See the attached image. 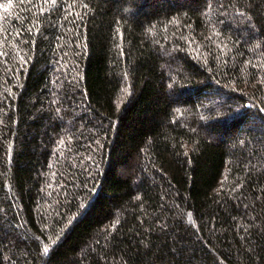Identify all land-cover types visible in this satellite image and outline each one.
Wrapping results in <instances>:
<instances>
[{"label":"trees","instance_id":"16d2710c","mask_svg":"<svg viewBox=\"0 0 264 264\" xmlns=\"http://www.w3.org/2000/svg\"><path fill=\"white\" fill-rule=\"evenodd\" d=\"M0 264H264V0H0Z\"/></svg>","mask_w":264,"mask_h":264},{"label":"snow or ice","instance_id":"6c2138e0","mask_svg":"<svg viewBox=\"0 0 264 264\" xmlns=\"http://www.w3.org/2000/svg\"><path fill=\"white\" fill-rule=\"evenodd\" d=\"M53 3H55V0H53ZM44 252L48 253L49 252V248L45 247Z\"/></svg>","mask_w":264,"mask_h":264}]
</instances>
